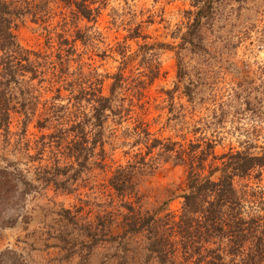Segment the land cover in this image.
<instances>
[{
  "label": "rangeland",
  "instance_id": "obj_1",
  "mask_svg": "<svg viewBox=\"0 0 264 264\" xmlns=\"http://www.w3.org/2000/svg\"><path fill=\"white\" fill-rule=\"evenodd\" d=\"M18 1L39 7L20 17L16 30L38 76L18 78L8 131L0 134V169L21 172L14 196L0 199V263L158 264L147 258L145 236L112 238L123 231L126 204L158 211V218L179 215L187 171L176 159L179 149L205 153L204 174L220 165L215 156L264 149V0H215L196 26L206 0H94L95 21L61 0L43 9L45 0ZM118 74L111 105L130 111L121 121L106 111L103 159L98 146L78 176L59 174L58 185L40 179L58 164L77 168L65 155L73 132L65 140L49 136L85 120L92 137L93 102L81 89L112 97ZM57 106L61 120L45 122ZM142 157L137 194L118 196L109 186L113 172ZM235 185L249 207L258 197L252 194L264 197V173Z\"/></svg>",
  "mask_w": 264,
  "mask_h": 264
},
{
  "label": "trees",
  "instance_id": "obj_2",
  "mask_svg": "<svg viewBox=\"0 0 264 264\" xmlns=\"http://www.w3.org/2000/svg\"><path fill=\"white\" fill-rule=\"evenodd\" d=\"M61 1L67 6H73L74 12L88 21H95L99 14L98 7H92L95 4L94 0ZM214 1L206 0L199 7L192 26L200 24L203 17H208ZM237 1L240 3L245 0ZM25 3L23 7L22 2L18 0H0V134L3 131L4 135L8 131L13 108L11 106L13 86L17 85L21 76L26 74H32V78L38 76V65L31 59L29 51L20 45L16 34L19 27L17 20L27 13L37 15L39 10L38 6L33 7L29 2ZM46 6H49V0L40 5L41 9ZM122 75L116 76L117 83L113 84L112 97L103 96L100 89L97 91L81 89L80 93L90 95V101L93 102V117L96 120L93 127H98V131L90 137L86 121L81 120L51 134L49 137L52 139L60 140L62 135V139L65 140L67 134L73 132L74 137L67 144L65 155L74 159L77 168L74 165L59 167L57 163L53 169H45L40 179L58 185L55 180L59 174L66 175L69 171H74V176H78L88 167L89 160L98 146L100 150L97 154L102 156L101 160L103 159L101 135L103 120L107 118L106 111L110 110L116 116L123 110L130 111L122 106L120 110H113L111 105L114 88L122 80ZM155 77L153 75L152 78ZM59 108L54 107V111L49 113L51 115L45 118V122L50 119L60 121ZM122 117L120 115L119 121ZM39 126L44 127V121L39 122ZM142 132L149 136L147 129H143ZM154 146L151 145L150 148L153 149ZM208 148L213 149L211 145ZM195 149L191 146L190 150L188 148L176 151V159L187 167L185 181L179 185L182 192L179 197L183 200L179 215H174L173 218L172 215L166 214L164 218H158V211L151 214L147 211L145 214L137 211L132 204H126L128 213L124 217L123 231L112 238L125 242L136 235L145 236L148 241L146 250L149 252L147 258L156 259L158 264H264V197L255 192L252 195L258 197L250 202L253 205L249 207L244 197L245 193L240 192L235 185L236 178L251 177L253 173L257 178L262 176L264 149L261 153L230 151L215 156L214 159L220 160L221 163L217 166L211 164L208 174H204L207 155L205 153L202 156L197 155L194 153ZM135 165H146L145 157L136 164L119 166L110 177L109 186L118 196L124 198L137 194ZM17 172L21 173L9 165L0 169V199L9 200L10 196H14V191L17 190L15 183ZM218 172L219 175L216 176ZM162 225L165 231H162ZM172 237L174 243L171 242Z\"/></svg>",
  "mask_w": 264,
  "mask_h": 264
}]
</instances>
